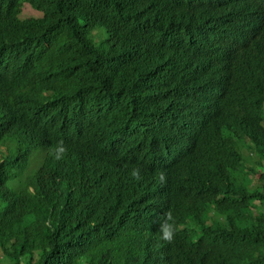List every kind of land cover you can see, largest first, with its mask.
<instances>
[{
  "label": "trees",
  "instance_id": "16d2710c",
  "mask_svg": "<svg viewBox=\"0 0 264 264\" xmlns=\"http://www.w3.org/2000/svg\"><path fill=\"white\" fill-rule=\"evenodd\" d=\"M261 1L0 0V264H264Z\"/></svg>",
  "mask_w": 264,
  "mask_h": 264
},
{
  "label": "water",
  "instance_id": "95a60500",
  "mask_svg": "<svg viewBox=\"0 0 264 264\" xmlns=\"http://www.w3.org/2000/svg\"><path fill=\"white\" fill-rule=\"evenodd\" d=\"M255 1V0H254ZM260 2V1H259ZM264 2V1H261ZM258 12L255 11V9H253V14L251 16V24L248 25L247 27V31L249 30V28H251L252 23L256 20L257 15H263L264 14V6L260 5L259 9L257 10ZM175 147H177L176 149L179 148V146H174L171 148L170 146V154L173 156H176L175 153H173V149H175ZM168 153H164L162 154V158L158 163L157 166L161 167L162 166V170L158 171V174L156 175V177L158 178V180H160L161 182H167L172 176L170 174H172V171L169 170V166L171 164L172 161L175 160L176 157H172V156H167ZM167 167L168 172L165 171V168ZM173 180V179H172ZM173 182L175 183V181L173 180Z\"/></svg>",
  "mask_w": 264,
  "mask_h": 264
},
{
  "label": "rangeland",
  "instance_id": "374dc122",
  "mask_svg": "<svg viewBox=\"0 0 264 264\" xmlns=\"http://www.w3.org/2000/svg\"><path fill=\"white\" fill-rule=\"evenodd\" d=\"M42 17V13L35 10L32 6L29 4H25L22 8L20 18L22 20L30 19V18H40ZM261 171L264 170V163L262 166L258 167Z\"/></svg>",
  "mask_w": 264,
  "mask_h": 264
},
{
  "label": "clouds",
  "instance_id": "9594fccd",
  "mask_svg": "<svg viewBox=\"0 0 264 264\" xmlns=\"http://www.w3.org/2000/svg\"><path fill=\"white\" fill-rule=\"evenodd\" d=\"M25 4H28V3H24L23 4V6L25 5ZM30 5V4H29ZM23 6H22V8H23ZM31 6V5H30ZM36 10V9H35ZM22 11V10H21ZM38 11V10H37ZM39 12H41V11H39ZM20 15H21V13H20ZM20 15H19V17H20ZM43 16V15H42ZM41 18V17H40ZM21 19V18H20ZM31 19V18H30ZM27 20V19H26ZM133 174H135V173H133ZM213 210V209H212ZM220 220H221V218H220ZM171 237V231H170V227H165L164 229H163V238L164 239H169Z\"/></svg>",
  "mask_w": 264,
  "mask_h": 264
},
{
  "label": "bare ground",
  "instance_id": "6f19581e",
  "mask_svg": "<svg viewBox=\"0 0 264 264\" xmlns=\"http://www.w3.org/2000/svg\"><path fill=\"white\" fill-rule=\"evenodd\" d=\"M234 1V0H233ZM240 2H242V0H240ZM250 5H252V4H250ZM250 9V8H249ZM167 156H171V154H168Z\"/></svg>",
  "mask_w": 264,
  "mask_h": 264
}]
</instances>
